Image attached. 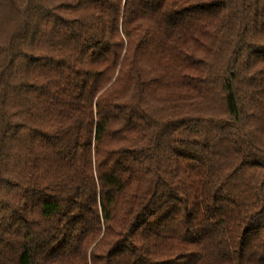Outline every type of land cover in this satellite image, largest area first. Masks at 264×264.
Instances as JSON below:
<instances>
[{"label":"trees","instance_id":"obj_1","mask_svg":"<svg viewBox=\"0 0 264 264\" xmlns=\"http://www.w3.org/2000/svg\"><path fill=\"white\" fill-rule=\"evenodd\" d=\"M0 264H264V0H0Z\"/></svg>","mask_w":264,"mask_h":264}]
</instances>
